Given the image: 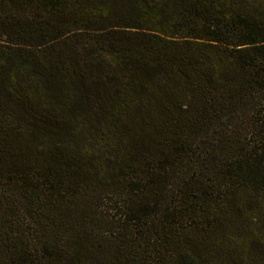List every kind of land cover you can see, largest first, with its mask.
<instances>
[{
	"label": "trees",
	"instance_id": "obj_1",
	"mask_svg": "<svg viewBox=\"0 0 264 264\" xmlns=\"http://www.w3.org/2000/svg\"><path fill=\"white\" fill-rule=\"evenodd\" d=\"M0 264H264V0H0Z\"/></svg>",
	"mask_w": 264,
	"mask_h": 264
}]
</instances>
